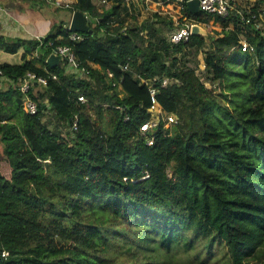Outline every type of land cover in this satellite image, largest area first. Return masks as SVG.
Masks as SVG:
<instances>
[{
    "label": "trees",
    "instance_id": "1",
    "mask_svg": "<svg viewBox=\"0 0 264 264\" xmlns=\"http://www.w3.org/2000/svg\"><path fill=\"white\" fill-rule=\"evenodd\" d=\"M182 4L183 22L224 29L172 43L171 20L129 26L121 3L101 11L77 0L71 13L92 19L83 41H70L63 22L41 39L0 35V52L24 49L21 64L0 61L14 80L0 88V249L9 252L0 264H264V32ZM61 44L89 78L47 63ZM207 46L211 88L178 56ZM28 72L48 79L30 90L36 114L19 102ZM154 76L171 80L157 83V98L178 122H161L148 143L140 134L153 102L141 78ZM241 76L249 92L233 105ZM48 108L69 125L78 114V130L51 128Z\"/></svg>",
    "mask_w": 264,
    "mask_h": 264
},
{
    "label": "built area",
    "instance_id": "2",
    "mask_svg": "<svg viewBox=\"0 0 264 264\" xmlns=\"http://www.w3.org/2000/svg\"><path fill=\"white\" fill-rule=\"evenodd\" d=\"M51 2L55 7L57 8H64L68 10L74 9L75 4L77 3V0H48ZM97 1V3H96ZM143 3H157L160 4V2L163 1H171V0H92L93 4L96 7H99V5L106 6V9L110 8L113 4L121 3L123 6H128L131 8L136 7L140 4V2ZM182 3L186 2V4L190 0H179ZM199 7L200 11H204L212 16L220 17V18H228L232 15H236L240 17L241 21L247 25V24H253L254 27L257 29H261L259 24H257L258 21V14L253 13L252 15L247 16L245 14V11L247 13L251 14V9L245 10L239 6V0H199ZM0 10H4L3 7L0 6ZM183 17V16H182ZM214 21V20H213ZM196 24V22L193 19H187L186 22L179 26L178 28L174 29L172 34L170 35V42L172 43H179L181 41H188L190 36L192 34V26ZM203 26V24H201ZM66 29L69 32V39L72 42H79L85 40L87 36V32H81V31H71L70 30V24L65 25ZM262 30V29H261ZM264 32V31H263ZM42 37H39L37 39H41ZM242 49L245 51H253L254 47L247 41L245 35L242 36ZM54 51L57 54H61L64 59L60 61L64 65L65 71L67 74H72L75 76V78L82 80L84 78H89L91 74L90 68H83L81 66V63L79 62L72 45L70 44H61L58 45ZM59 63V64H60ZM92 67H98L96 64H90ZM128 64L124 65V69H128ZM54 78H57L56 74H52ZM108 75L110 78L114 77L113 73L108 71ZM142 82L145 83L150 91L153 105L149 109V112L151 113V119L144 123L141 126V134L140 136H145L148 143H152L154 138V133L159 128V125L161 122L164 123V128H168L169 125L175 124L178 122V116L174 113L167 112L163 109V107L160 105L157 93L159 91V88L157 86V83H161L162 86H167V84L171 81L169 78H161L159 76H154L151 78L142 77ZM8 81L10 84H14V80L11 78H8L3 71L0 69V83ZM38 83L40 85L46 86L48 84V79L45 76H40L36 74L35 72H28L26 75L21 77L18 80V87L21 93L23 94L22 98V104L24 111L30 113V114H36L39 111V105L35 99H33L30 96V90L33 86V84ZM116 85V83H114ZM122 96V94H121ZM88 101L87 97L84 94L78 95V102L80 103H86ZM45 105L49 106V100H45ZM120 107V106H119ZM49 108L45 111L48 112ZM78 121H79V115L75 114L71 119V125L70 130L71 132L78 130ZM9 252L7 250L0 249V258H6L8 257Z\"/></svg>",
    "mask_w": 264,
    "mask_h": 264
},
{
    "label": "rangeland",
    "instance_id": "3",
    "mask_svg": "<svg viewBox=\"0 0 264 264\" xmlns=\"http://www.w3.org/2000/svg\"><path fill=\"white\" fill-rule=\"evenodd\" d=\"M97 3V1H96ZM259 3V16L257 24H259L262 31H264V0H239V6L245 10L252 9L256 4ZM1 7H10L13 8L16 17L21 22L25 23H33L32 25H28V30H32L34 33L40 29H46L48 27L49 31L52 32V26L55 24H60L62 19L70 20L72 13L68 9L57 8L48 0H0ZM129 11L123 9V16L125 17L126 24L129 26H140L146 22H153L157 19H166L171 20L169 26L164 27L163 33L167 39H170V35L173 30L183 25L185 22L182 21V9L183 4L179 0H171V1H163L160 4L157 3H143L140 2L136 7H128L125 6ZM99 10L103 11L106 9V6L99 5ZM158 14L157 17L155 14ZM133 15V16H132ZM26 20L28 22H26ZM50 23V24H49ZM2 26L4 24H1ZM209 35L217 37V31H221L224 29V24L222 22H216L211 20L207 24H203ZM229 28H234V24L229 25ZM1 30V29H0ZM1 34V32H0ZM5 34V33H4ZM209 49L207 46L203 50L192 49L187 51L185 54H178L180 59V65L192 66L197 68V73L201 77V79L205 82L208 88L212 86H219L218 82L210 80L208 78V74L206 73V64H205V53ZM240 84L236 88V92H240L237 99L232 103L233 105H237L241 102V100L245 97L246 93L248 95L249 88L248 83L245 82V77L241 76ZM225 84L222 86L224 87ZM221 89H217L216 93H220ZM226 100V99H225ZM227 101V100H226ZM43 121L51 126V128L60 129L65 137H68L70 134V126L68 123L60 121L52 109H49L48 112H45L43 117ZM107 118L103 119V125L107 126ZM171 127V125H169ZM1 145V142H0Z\"/></svg>",
    "mask_w": 264,
    "mask_h": 264
},
{
    "label": "crops",
    "instance_id": "4",
    "mask_svg": "<svg viewBox=\"0 0 264 264\" xmlns=\"http://www.w3.org/2000/svg\"><path fill=\"white\" fill-rule=\"evenodd\" d=\"M3 8L4 10H0V29H1L0 35L8 36V37H19L24 39H33V38L45 37L50 33L48 32L49 31L48 27L46 29H40V30L36 29L35 33L32 30H28L27 26L32 25L35 22L25 23L22 21L20 24L21 19H18L16 17L13 8L10 7H3ZM71 19L70 20L62 19L61 22H63L65 26L66 24L70 23ZM26 22L28 21L26 20ZM1 24L4 25L2 26ZM23 52L24 49H21L16 54L0 52V61L12 63V64H21L23 62L22 60ZM7 85H11V84L8 81L2 82L0 83V88L5 87Z\"/></svg>",
    "mask_w": 264,
    "mask_h": 264
},
{
    "label": "water",
    "instance_id": "5",
    "mask_svg": "<svg viewBox=\"0 0 264 264\" xmlns=\"http://www.w3.org/2000/svg\"><path fill=\"white\" fill-rule=\"evenodd\" d=\"M190 11L192 13H198L200 11L199 7V0H190L187 3ZM92 19L84 14L83 12L76 10L72 14V19L70 21V30L75 32V31H81V32H87L88 34L93 33V29L90 27ZM192 34L193 35H203V36H208L209 32L208 30L203 27L201 24H194L192 26ZM64 57L61 54H57L55 51H53L47 58V63L51 67L57 66L60 61H62ZM20 104H22V99L19 100Z\"/></svg>",
    "mask_w": 264,
    "mask_h": 264
}]
</instances>
